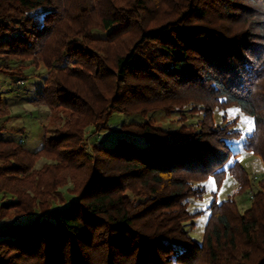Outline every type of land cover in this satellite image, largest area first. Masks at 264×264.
<instances>
[{"label":"trees","instance_id":"obj_1","mask_svg":"<svg viewBox=\"0 0 264 264\" xmlns=\"http://www.w3.org/2000/svg\"><path fill=\"white\" fill-rule=\"evenodd\" d=\"M91 22L105 38L91 35ZM126 35L116 55L95 46ZM0 58L43 61L36 102L70 112L36 155L0 141V179L41 177L29 160L41 153L55 155L41 172L80 171L68 206L51 210L47 197L28 224L0 226V264H264V178L242 215L235 199L212 200L200 242L184 229L202 214L188 210L205 193L193 182L228 173L233 196L247 189L239 163L226 167L241 135L215 127L212 112L233 106L251 118L243 151L264 162V0H0ZM159 103L165 113L192 104L203 116L173 132L122 122L116 136L83 145L87 127L109 130L114 113L145 119ZM5 181L0 193L11 192ZM15 200L0 204V220L11 208L34 211Z\"/></svg>","mask_w":264,"mask_h":264},{"label":"rangeland","instance_id":"obj_2","mask_svg":"<svg viewBox=\"0 0 264 264\" xmlns=\"http://www.w3.org/2000/svg\"><path fill=\"white\" fill-rule=\"evenodd\" d=\"M165 9L164 6L161 7V11ZM161 11L158 13L159 15L156 20L149 22V27L158 24L165 16ZM43 12L44 10H40L36 14L40 15ZM88 26L91 27L90 32L94 38H105V33L99 32L94 22H91ZM69 34L73 36V32ZM129 39L126 35L123 38H119L115 44L108 46L95 44V46L98 47L102 54L105 51L110 56L112 54L116 55L127 47V44L131 41ZM48 73L49 69L46 68L43 61L34 63L32 60H28L22 63L15 59L0 58V97L2 99L0 110H7V116L0 118V141L21 143V148L33 155L38 154L42 150L44 133L51 134L55 130L57 131L65 127L69 123L68 119L70 118V112L65 108L55 105L51 106L45 103L42 105L36 102L38 99L37 94L41 92ZM165 105L169 106V104L165 103L162 106L159 103L157 108L150 111L145 119L139 117V115L121 114L120 116V114L114 113L109 117V130L101 131L99 128L94 131L91 126L83 130L86 137V143L83 145L87 148V144L91 143L95 138L101 141L116 136L118 134L117 130H119L122 122L123 124L131 122L139 123L150 119L155 126L168 132H173V130L179 129L182 125L197 127V123L202 119L203 115L200 112H195V109L191 107L192 104H186L187 106L180 109L179 113L175 110L177 107H173V110L165 113L163 110L166 108ZM233 109L238 108L228 106L216 109L212 112V120L215 127L222 128L228 125L231 130L240 133L241 136L231 142L233 152L237 156L233 157L226 167L231 166L234 162L239 163L238 165L244 170L248 179L247 189H244L240 195L233 196L236 190V183L228 173L221 180L216 181L215 179L207 178L200 184L193 182V185L203 186L205 193L202 199L197 201L191 200L188 205V210L191 213L201 212L202 214L196 218L193 217L194 219L191 221H187L184 224V229L197 242L202 240L203 229L209 215L207 207L212 200L221 203L227 199H235L234 204L237 207V212L242 215L250 207L252 196L257 192L259 182L264 178L263 160L256 155L243 151L244 137L252 132L247 130L249 125L243 123V120L245 117L251 121L252 119L240 111L233 113ZM251 127L253 130V125ZM54 158L55 155L41 153L35 158L29 159L32 164V170L40 172L41 177L30 178L31 180L29 179L27 182H7L0 179V181H5L3 182L5 184L4 187H11L12 192L6 191L5 193H0V204L14 202L17 196L23 202H31V204H34V211H31L27 215L21 213L23 208L20 206L8 209V211L4 212V217L0 220V226L9 224H19L22 226L28 224L38 216V203L39 201H44V198L47 199L48 197L49 200L53 199L52 202L49 201L51 210L64 208L71 201L75 200L74 194H71L70 191L73 189V180H76L75 177L71 178L70 175L72 172H67L63 168L59 170H48L46 172L44 169L41 172L43 168L54 163ZM0 164H2L1 160ZM77 173L79 174L80 171H73L72 174L77 175ZM55 180L57 181L55 182ZM211 182L215 184V191L210 190ZM49 192L50 194H47ZM59 200L62 202L59 203ZM251 252L253 257H255L256 255L254 254L256 252L254 253L253 249Z\"/></svg>","mask_w":264,"mask_h":264},{"label":"snow or ice","instance_id":"obj_3","mask_svg":"<svg viewBox=\"0 0 264 264\" xmlns=\"http://www.w3.org/2000/svg\"><path fill=\"white\" fill-rule=\"evenodd\" d=\"M239 111H240L239 109H233V110H232L233 113H238ZM243 123L249 125V127H248L247 130H248L249 132H251V131H252V127H251V125H252V121H251L250 119H248L247 117H245V119L243 120ZM210 190H211V191H215V190H216V189H215V184H214V182H211V183H210Z\"/></svg>","mask_w":264,"mask_h":264}]
</instances>
